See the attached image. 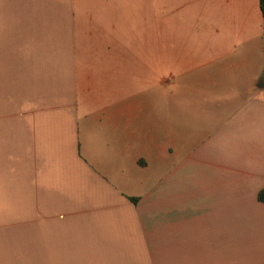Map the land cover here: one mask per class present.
<instances>
[{
  "label": "crops",
  "instance_id": "0c3cea01",
  "mask_svg": "<svg viewBox=\"0 0 264 264\" xmlns=\"http://www.w3.org/2000/svg\"><path fill=\"white\" fill-rule=\"evenodd\" d=\"M258 57L260 0H0V264H264ZM227 72L241 112L160 122L157 75L219 105Z\"/></svg>",
  "mask_w": 264,
  "mask_h": 264
},
{
  "label": "rangeland",
  "instance_id": "374dc122",
  "mask_svg": "<svg viewBox=\"0 0 264 264\" xmlns=\"http://www.w3.org/2000/svg\"><path fill=\"white\" fill-rule=\"evenodd\" d=\"M257 60L260 63L262 60L264 61V57H258ZM257 76L261 80L259 87L264 88V72L259 71ZM247 77L249 78L248 74ZM250 78L252 81L254 80L253 74ZM159 79L160 75H157V113L160 122L169 126V121L173 119L174 124H177L178 127L190 131L189 136H192L193 133L198 135L208 129L211 131L213 126L221 125L228 114L241 112L245 108V106L239 105L238 101L245 100L247 83L245 80L239 83L236 74H230L229 72L225 74L226 83L231 85L222 89L217 95L220 101L219 105L192 100L182 106L172 105L171 99L175 100L177 98L176 92L171 91L169 87L167 89L159 87ZM257 96L259 100H264V90H259ZM258 108L264 110V101L259 103Z\"/></svg>",
  "mask_w": 264,
  "mask_h": 264
},
{
  "label": "trees",
  "instance_id": "16d2710c",
  "mask_svg": "<svg viewBox=\"0 0 264 264\" xmlns=\"http://www.w3.org/2000/svg\"><path fill=\"white\" fill-rule=\"evenodd\" d=\"M260 9L263 15V20H264V0H260ZM258 201L264 204V189L259 191L258 193Z\"/></svg>",
  "mask_w": 264,
  "mask_h": 264
}]
</instances>
